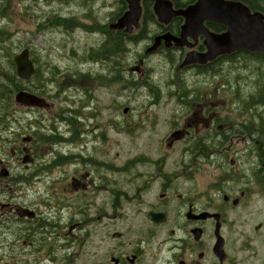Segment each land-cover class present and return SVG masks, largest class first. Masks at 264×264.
Instances as JSON below:
<instances>
[{
    "label": "rangeland",
    "instance_id": "obj_1",
    "mask_svg": "<svg viewBox=\"0 0 264 264\" xmlns=\"http://www.w3.org/2000/svg\"><path fill=\"white\" fill-rule=\"evenodd\" d=\"M120 2L121 0H0V29L10 39L5 44L0 42V59L5 60L8 47L12 57L28 48L32 61L40 71L38 79H33L31 84L36 85L42 94L40 96L50 103V107L43 110H29L14 103L8 110L7 124H0V164L10 173L6 178L0 177V191H6L0 194V204L26 207L34 205L44 220L36 226L27 220L19 223H2L0 220V236L4 241L20 236V241L15 245L17 252L26 253L28 247L23 241L31 238L34 227L39 232L34 237L44 238L48 246L61 244L55 239L66 233V230L63 232L56 227L53 230V227L60 221L62 207L52 203L53 199L57 198L61 203L60 190H75L70 177L74 171L97 172L98 165H93L94 159H116L112 162L115 164L118 182H123L128 176L124 170L127 165L124 164L136 157L149 158L152 163L162 160L165 164L158 167L163 173L185 174L191 178L195 175L200 181L206 180V176L211 177L210 168L204 165H198L196 171H181L183 166L180 164L183 157L188 158V150L184 142L176 143L170 135L173 129L185 125L188 113L187 107L178 102L177 95L184 91L187 94H221V85L227 79L220 73L212 81L208 77L196 76L192 70L184 71L180 68L196 61L188 53L193 50H189L193 47L192 43L190 48L175 52L174 66L160 55H146L145 46L133 42L134 39L129 42L123 40L120 51L110 42L108 59H96L97 49L107 42L108 36L104 31L91 29L90 26L98 24L105 27L111 18L113 21L112 16L123 11V3ZM156 4L161 6L168 2L156 0ZM57 17L75 19L78 26L64 28L54 23ZM141 24L138 19L137 28L135 21L130 25L126 24V28L136 37V33L140 35L143 30ZM146 26L145 34L152 35L157 30L153 23H147ZM180 57L182 63L179 62ZM230 62H234L235 67L239 68L233 70L231 76L234 78L230 80L238 82L244 91L248 88L253 91L255 85L258 87L264 82V66L255 60H244L239 56ZM221 71V68L217 70ZM207 87L210 91L205 90ZM185 101L188 102L186 99ZM125 107L129 108L127 114L123 113ZM69 114L72 117L71 123L68 122ZM260 116L264 126V105H261ZM0 122L3 121L0 119ZM27 136H32L33 141L24 144V137ZM23 145L31 149L32 157L36 159L35 165L28 169L20 162L23 154L17 159L10 153L11 149ZM66 155L74 161L64 164ZM146 169L148 173L154 174L157 165L148 164ZM91 178L88 180L91 184L89 190L95 189L97 184L100 186L98 178L92 175ZM173 185V190L182 194L189 187L190 181L178 179ZM47 190L58 191L57 196L41 197ZM152 194L143 199L144 205L136 202L123 203L118 197V204L122 202V206L117 208L116 232L136 226L143 220L145 211L157 203L156 192ZM102 197L86 200L85 205L92 201L91 205L98 204L102 207L110 204V201ZM184 199L179 198V195L170 199L169 220L176 218L177 206ZM244 209L245 229L258 232H252L251 240H261V245L254 241L256 248L253 246L249 253L263 254L264 237L258 234L264 235V198ZM134 211L137 217L133 215ZM6 212L7 210L0 209V215ZM92 212L91 207L87 213ZM233 214L234 212L230 213V217ZM12 217L13 215L10 218L2 217V221ZM89 226L86 229L89 238L83 246L70 250L64 259V253L61 248L58 249L54 252L56 260L53 264H109L106 251L110 244L126 240L117 237L115 241L106 239L105 243H99L97 230L94 226ZM167 227L155 229L164 233ZM1 237L0 242L3 240ZM3 253H7V248H0V255ZM27 258L25 255L23 260Z\"/></svg>",
    "mask_w": 264,
    "mask_h": 264
},
{
    "label": "flooded vegetation",
    "instance_id": "obj_2",
    "mask_svg": "<svg viewBox=\"0 0 264 264\" xmlns=\"http://www.w3.org/2000/svg\"><path fill=\"white\" fill-rule=\"evenodd\" d=\"M196 1L190 0L184 6L177 7L176 1L171 0L174 10L184 9ZM125 9L126 3L123 0V11L118 16L115 14V17H120ZM172 17L167 25L153 17L151 24L153 23L158 31H155L154 35H148L143 34L147 26L144 23V17L141 16L143 30L140 35L136 33V38L141 36L136 43H142L141 46H145L146 52L149 48L154 49L152 44L160 35L167 33L179 37L184 19L180 15ZM114 21H110L109 25ZM212 23L207 20L203 22L207 32L214 33L210 26ZM167 27V31L163 32ZM122 31H120L121 34L131 40L132 37L129 36L132 35ZM106 32L115 34L116 29L110 28ZM214 34H219V32ZM205 39L206 34H200L193 40L192 49L197 52L207 51L204 44ZM160 41L158 49L146 55H160L174 66L173 55L175 56V52L184 47L177 50L171 40L167 41L168 44L163 39ZM235 56H238L237 52H231L204 64H192L182 68L184 71H191L198 67L201 71L196 73V76L208 77L212 81L213 77L220 73L227 79L226 83L221 85L223 88L221 94L206 92L177 95L178 102L187 107L188 113L185 117V125L173 129L170 135L176 143L184 142L188 150V158L183 157L181 161L180 166H183L181 171H196L198 165H204L210 168L211 177L206 176V180L200 181L195 175L191 178L185 174L163 173V170L158 167V165L165 164L162 160L152 163L149 158L136 157L124 164L127 165L124 170L128 176L123 182H118L115 164L112 162L116 159L111 157L108 158L109 161L94 159L93 165H98L97 172L74 171L70 177L71 185L75 190H60L61 203L57 201V198L53 199L52 203L62 207L60 221L56 224L54 222L53 227V230L55 227L63 232L66 230V233L55 239L61 244L48 246L44 238L34 237V234L39 233L37 227H34L31 231V238L25 239L28 243L23 241L28 249L22 254L15 248L16 243L20 241V236H14V239L10 241H4V238L0 236L3 239L0 242V248L2 250L7 248V253L0 255V261L3 262L0 264H53L56 260L54 252L58 249L61 248L64 259L66 254L69 255L70 250L83 246L89 238V233L86 231L89 225L97 230L96 236L99 243L106 239L115 241L117 237L126 240L118 244H110L109 250L106 251L109 264H264V243H262L263 254L249 253L254 246V241L261 245V240H251L252 232L255 234L258 232L246 230L244 221L246 218L244 208L247 209L256 201L264 198V126L260 116L261 103L259 95L254 93L255 90L248 88L244 91L238 82L233 83V80H230L234 78L231 76L233 70L239 69L235 67L234 62L229 61ZM179 62H182V57ZM214 67L221 68L222 71L213 74ZM203 69L207 72H202ZM115 79L116 77L113 81ZM205 90L210 91L208 87ZM68 118V122L71 123L72 117ZM174 132L175 135H172ZM169 145H171L170 142ZM18 148H15L14 154L17 159L22 154ZM29 151L33 156L30 148ZM112 156L114 157L113 154ZM32 158L33 164L36 163V159ZM82 160L83 158L80 162ZM72 161L74 160L65 156L64 164ZM148 164L157 165L154 174L148 173L146 169ZM91 175L98 178L100 186L97 184L95 189L89 190L91 184L88 180L92 179ZM178 179H183V182L190 181L189 187L182 194L173 190V183L176 184ZM94 185L95 183L92 186ZM79 188L81 189L76 190ZM57 192L47 190L41 197L53 198L57 196ZM152 192H156L158 196L157 203L150 206L145 211V215L138 212L143 215V220L136 226L116 232L117 208L122 206L121 203L136 202L138 205H144L143 199L153 195ZM1 193H6V191L1 190ZM176 195L185 199L177 206L176 218L169 220L170 199ZM101 196L110 201V204L102 207L98 204L91 205L92 201L85 205L86 200L100 199ZM118 197L122 199L120 205ZM2 205L0 204V209L7 210L6 213L0 215L2 223L6 221L19 223L27 220L28 223L36 226L44 221L41 212L37 211L34 205L31 206L32 209L25 205L13 206L7 203L5 205L7 208H3L5 206ZM91 207L93 212L88 214ZM24 209L35 213L33 219L22 217ZM64 212H66L65 215ZM149 212L162 214V222L155 223L149 220ZM233 212V216L230 217V213ZM205 214L209 216L199 218ZM11 215H13L12 219L2 221V217L10 218ZM133 215L136 216L135 211ZM162 226L168 227L164 233H159L155 228ZM258 226H261L260 223ZM259 235L264 237L261 233ZM217 243L220 244L218 251L215 250ZM25 255L28 258L23 260Z\"/></svg>",
    "mask_w": 264,
    "mask_h": 264
},
{
    "label": "water",
    "instance_id": "obj_3",
    "mask_svg": "<svg viewBox=\"0 0 264 264\" xmlns=\"http://www.w3.org/2000/svg\"><path fill=\"white\" fill-rule=\"evenodd\" d=\"M127 1L129 2L130 9L114 25L117 28H121L137 19L139 0ZM158 13L161 15L162 20L166 22L173 15V11L169 7H161ZM182 14L186 18V23L181 27V34L178 38H171L176 46L184 45L187 36H196L201 31L200 19L220 22L225 24L228 28L226 33L220 35H207L206 43L208 51L204 54H192L193 59L196 61L202 60L206 62L220 53L230 52L240 48L252 51H264V27L262 24V17H259L258 14L249 16L247 8L239 2L198 0L195 5L182 11ZM162 38L166 41L170 39L169 35H164ZM159 40V38L155 40L153 48L158 46ZM13 62L16 67L18 78L23 81L30 80L35 73V67L30 59L29 50L23 49L20 53L16 54L13 57ZM14 100L17 104L25 107H49L48 103H46L43 98L37 97L26 90L18 91L14 96ZM123 112L126 113L127 109H124ZM24 141H28V138H24ZM24 151L26 152L27 149L24 148ZM22 162H31L30 156L28 154L25 155ZM0 176L7 177L8 171L2 169L0 171ZM25 214L29 218L33 217V212L31 211L25 210L24 215ZM206 216L205 214L202 218ZM162 217L161 214L149 213V218L155 222H160ZM215 250H220V244H216Z\"/></svg>",
    "mask_w": 264,
    "mask_h": 264
},
{
    "label": "trees",
    "instance_id": "obj_4",
    "mask_svg": "<svg viewBox=\"0 0 264 264\" xmlns=\"http://www.w3.org/2000/svg\"><path fill=\"white\" fill-rule=\"evenodd\" d=\"M175 1H176L177 7L184 6V4L190 2V0L188 2H183V0H180V1L175 0ZM231 1L241 2L245 4L249 8V10H251V12H258L264 15V0H231ZM121 2L123 3V0H121ZM151 2L152 0H143V17H144L145 24L151 23V20H153V17H154L151 11ZM112 17H115V14ZM54 23L57 25H61L67 29H72L74 26H78V22L75 19H64L60 17L55 18ZM210 26L212 27L214 32H223L225 30V26L220 23H212V25ZM90 28L94 30L98 28L99 30L104 31V32L107 31L106 30L107 26L103 27V26H99L98 24L97 25L93 24L92 26H90ZM167 29L168 27L165 30ZM143 34H145V29L143 31ZM7 36L8 34H5L0 29V42L5 44L7 41H9L10 39H8ZM107 36H108L107 42L103 43L102 46H100L97 49V52L95 54L96 59L97 58L108 59L107 57V54H109L108 47L111 43L115 44V48L118 51H120V49L123 47L122 41L124 39V35H121L119 30L115 34L107 33ZM139 38H141V36H139L138 38L136 37L131 38V40L134 39L135 41L133 42H137ZM238 54H240L244 58V60H246V58H250L251 60H255L256 62L261 64V66H264V52L250 53L247 51H239ZM229 60H234V59L230 58ZM217 70L218 69L214 67L212 69L213 74H216ZM192 71H194L195 73H199L201 70L198 67H196ZM202 72L205 73L207 71L203 69ZM39 75H40V71L36 69V74L30 81L24 82L20 80L19 78H17L16 73H15V66L12 60V54L10 53L9 47H8L5 60L2 61L0 59V119L1 121H3V122H0V124L1 123H3L4 125L7 124V120L9 118L8 110L14 106V101H13L14 93L20 89H26L30 92L33 91V87H35V85L31 84V81L33 79L34 80L38 79ZM254 89H255L254 93L259 95L260 103L264 104V82H262L260 86L258 87L255 85ZM182 93L187 94L188 92L184 91ZM262 125H263V122H262Z\"/></svg>",
    "mask_w": 264,
    "mask_h": 264
},
{
    "label": "bare ground",
    "instance_id": "obj_5",
    "mask_svg": "<svg viewBox=\"0 0 264 264\" xmlns=\"http://www.w3.org/2000/svg\"><path fill=\"white\" fill-rule=\"evenodd\" d=\"M174 62V59H173V61H172V63ZM102 81V80H101ZM2 109V108H1ZM2 111V110H1ZM5 111H7V110H5Z\"/></svg>",
    "mask_w": 264,
    "mask_h": 264
}]
</instances>
